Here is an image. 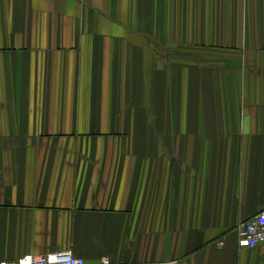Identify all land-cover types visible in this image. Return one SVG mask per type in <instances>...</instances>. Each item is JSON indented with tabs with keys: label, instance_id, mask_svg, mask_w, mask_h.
I'll use <instances>...</instances> for the list:
<instances>
[{
	"label": "crops",
	"instance_id": "0c3cea01",
	"mask_svg": "<svg viewBox=\"0 0 264 264\" xmlns=\"http://www.w3.org/2000/svg\"><path fill=\"white\" fill-rule=\"evenodd\" d=\"M262 211L264 0H0V261L264 264Z\"/></svg>",
	"mask_w": 264,
	"mask_h": 264
},
{
	"label": "built area",
	"instance_id": "2783aa9c",
	"mask_svg": "<svg viewBox=\"0 0 264 264\" xmlns=\"http://www.w3.org/2000/svg\"><path fill=\"white\" fill-rule=\"evenodd\" d=\"M238 242L241 248H254L264 242V211L241 222L236 228ZM223 240L218 242L223 245ZM0 264H87L86 261L76 256L71 250L61 251L40 256H24L15 260H3ZM96 264H112L108 258H103ZM130 264V263H126ZM169 264V263H150Z\"/></svg>",
	"mask_w": 264,
	"mask_h": 264
}]
</instances>
